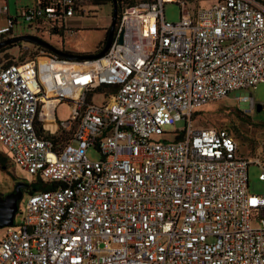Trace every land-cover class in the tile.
<instances>
[{"label":"built area","instance_id":"obj_1","mask_svg":"<svg viewBox=\"0 0 264 264\" xmlns=\"http://www.w3.org/2000/svg\"><path fill=\"white\" fill-rule=\"evenodd\" d=\"M90 1L32 0L9 14L0 0V36L16 35V17L39 37L61 32ZM114 1L101 55L44 48L0 65V144L53 182L3 226L0 264H264V134L248 154L226 127L191 122L206 101L264 81V0ZM164 2L178 5L175 20ZM249 164L258 193L247 191Z\"/></svg>","mask_w":264,"mask_h":264},{"label":"rangeland","instance_id":"obj_2","mask_svg":"<svg viewBox=\"0 0 264 264\" xmlns=\"http://www.w3.org/2000/svg\"><path fill=\"white\" fill-rule=\"evenodd\" d=\"M8 13L13 14L15 9L20 6H29L32 0H7ZM162 14L166 20H175L178 16V5L174 2H164ZM111 10L108 1H99L92 3L87 13L80 14L75 12L65 17L64 29L61 35L53 33L48 35L43 31L41 37L51 43L53 46L68 52L83 53L95 52L102 47L105 29L108 26ZM2 18H0V21ZM27 22L21 17H16V23L13 26V33L23 34L34 31L33 26L28 27ZM9 45V44H6ZM0 46V65L9 61H22L30 58L35 53L34 46L25 40H15L9 47ZM235 94L251 95L259 105L248 108V100H237ZM99 97L95 96L94 100ZM264 81H259L250 86L247 90L240 89L232 91L229 94L217 99L206 101L202 104L199 111L191 115V122L198 126H225L235 129L236 138L239 141L240 149L248 154L255 150L257 142L264 134ZM70 107L66 102L57 105L55 112L60 118L64 117ZM184 125L183 119H177L173 123L163 125L164 130L172 131ZM0 155L4 157L6 169L0 167V196H4L11 191L14 183H22L23 192H27L31 187L27 185L31 180L28 173L15 165L10 160L8 150L0 144ZM85 155L88 159H97L99 152L92 146L85 149ZM258 168L255 165L247 166V191L258 193L261 191L263 183L257 178ZM25 195H22L21 201H18V211L15 212L14 221L22 215V202ZM20 202V203H19ZM3 226H0V236L3 232Z\"/></svg>","mask_w":264,"mask_h":264},{"label":"water","instance_id":"obj_3","mask_svg":"<svg viewBox=\"0 0 264 264\" xmlns=\"http://www.w3.org/2000/svg\"><path fill=\"white\" fill-rule=\"evenodd\" d=\"M116 4L114 0H111V15L109 19V23L107 26L106 34L103 39V44L102 47L92 53H70V52H65L55 46H53L51 43L46 41L45 39L31 34V33H26V34H19V35H14L10 36L7 38H4L0 40V46L14 41V40H26L29 42H34L37 43L44 48L50 50L51 52L67 57V58H85V57H96L101 55L106 48L109 46L111 38H112V33L114 30V25H115V20H116ZM117 40L120 41V33L118 34ZM257 108H259V105L257 104ZM22 183L16 182L13 185V191H9L6 194H4L3 197H0V226L8 225L13 221V216L14 212L16 210V199L20 197V192H19V185Z\"/></svg>","mask_w":264,"mask_h":264},{"label":"trees","instance_id":"obj_4","mask_svg":"<svg viewBox=\"0 0 264 264\" xmlns=\"http://www.w3.org/2000/svg\"><path fill=\"white\" fill-rule=\"evenodd\" d=\"M99 1H103V0H91L90 1V3L92 2H94V3H97V2H99ZM115 26V25H114ZM106 30H107V28L105 29V33H104V36H105V34H106ZM51 32H56V33H58L59 35H61V32H60V30H57V31H52L51 30ZM4 38H7V37H1L0 36V40H2V39H4ZM15 41V40H14ZM14 41H11V42H8V43H5V44H3V45H6V44H9V45H6V46H10V45H12L13 44V42ZM26 41V40H25ZM33 46H34V48H35V52H37V51H39V50H42V49H44V47L43 46H41V45H39V44H37V43H34V42H30ZM64 51V50H63ZM65 52H68V51H65ZM70 53H73V52H70ZM86 53H89V52H86ZM14 61H18V60H12V61H9V62H7V63H4V64H8V63H10V62H14ZM4 64H1V65H4ZM201 106L202 105H200L199 107H197L196 109H194V111L192 112V115L194 114V113H196L197 111H199V109L201 108ZM194 124V123H193ZM195 125V124H194ZM196 126H198V125H196ZM223 127H225V126H223ZM227 128V127H226ZM227 129H229V130H234L235 131V129H231V128H227ZM235 133V132H234ZM178 136H180L179 134L177 135V137ZM236 136V135H235ZM0 167L1 168H3V169H6V163H5V161H4V157L2 156V155H0ZM29 176H30V178H31V180L30 181H28L26 184L27 185H30V189H29V191H31V190H38V189H43V188H47V187H50V185H53V182H51V181H48V180H43V179H41V178H39V177H34V176H31L30 174H29Z\"/></svg>","mask_w":264,"mask_h":264},{"label":"flooded vegetation","instance_id":"obj_5","mask_svg":"<svg viewBox=\"0 0 264 264\" xmlns=\"http://www.w3.org/2000/svg\"><path fill=\"white\" fill-rule=\"evenodd\" d=\"M14 184H15V183H14ZM25 184H26V183H25ZM18 188H19V192H20V197L16 199V210H15V212L18 211V206H19L18 201H21L22 195H26L27 192H29V190H28L27 192H23V190H22V186H21V185H19ZM11 191H13V187H12ZM0 197H1V196H0ZM2 197H3V195H2ZM19 203H20V202H19ZM15 212H14V213H15Z\"/></svg>","mask_w":264,"mask_h":264},{"label":"crops","instance_id":"obj_6","mask_svg":"<svg viewBox=\"0 0 264 264\" xmlns=\"http://www.w3.org/2000/svg\"><path fill=\"white\" fill-rule=\"evenodd\" d=\"M14 216H15V213H14ZM14 216H13V220H14Z\"/></svg>","mask_w":264,"mask_h":264}]
</instances>
